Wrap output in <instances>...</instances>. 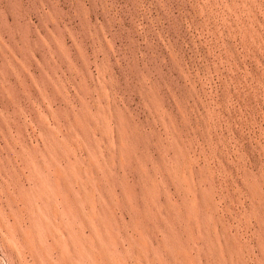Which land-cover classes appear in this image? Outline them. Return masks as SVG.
Returning a JSON list of instances; mask_svg holds the SVG:
<instances>
[{
  "label": "rangeland",
  "instance_id": "obj_1",
  "mask_svg": "<svg viewBox=\"0 0 264 264\" xmlns=\"http://www.w3.org/2000/svg\"><path fill=\"white\" fill-rule=\"evenodd\" d=\"M0 264H264V0H0Z\"/></svg>",
  "mask_w": 264,
  "mask_h": 264
}]
</instances>
